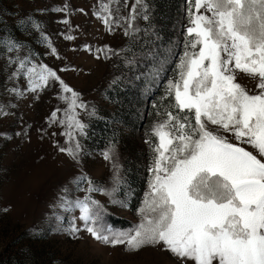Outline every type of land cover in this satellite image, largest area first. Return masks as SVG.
I'll list each match as a JSON object with an SVG mask.
<instances>
[{"label":"rangeland","instance_id":"1","mask_svg":"<svg viewBox=\"0 0 264 264\" xmlns=\"http://www.w3.org/2000/svg\"><path fill=\"white\" fill-rule=\"evenodd\" d=\"M104 2L112 10L109 26L99 18L107 15L100 11ZM189 10L190 0H0V264H181L159 246L128 251L97 241L79 209L60 202L91 197L115 232L141 222L152 175L151 133L166 112L176 111L167 85L178 78L190 39ZM32 66H46L59 80L32 91L26 71ZM60 80L87 106L75 109L85 125L83 134L73 129L75 141L60 123L71 98ZM237 82L255 90L256 81L243 73ZM75 142L80 151L73 159L61 149ZM134 169L141 190L133 184ZM88 181L104 191L88 192ZM108 216L130 226L111 227Z\"/></svg>","mask_w":264,"mask_h":264},{"label":"snow or ice","instance_id":"2","mask_svg":"<svg viewBox=\"0 0 264 264\" xmlns=\"http://www.w3.org/2000/svg\"><path fill=\"white\" fill-rule=\"evenodd\" d=\"M100 11L107 13L99 18L109 26L110 2ZM135 14L133 6L130 19ZM189 23L178 78L167 85L176 111L166 112L151 133L152 175L141 222L129 232H115L103 223V206L89 196L61 198L60 206L78 208L85 230L106 245L124 244L128 251L159 246L181 264H264V159L242 146L264 157V0H190ZM26 71L32 91L59 80L46 66ZM238 72L256 81L255 90L237 82ZM60 84L71 93L67 119L60 123L75 141L73 129L83 134L85 128L75 109L87 106ZM51 118L55 122V112ZM61 151L76 159L80 144ZM103 155L111 160V149ZM88 184V192L104 191Z\"/></svg>","mask_w":264,"mask_h":264},{"label":"trees","instance_id":"3","mask_svg":"<svg viewBox=\"0 0 264 264\" xmlns=\"http://www.w3.org/2000/svg\"><path fill=\"white\" fill-rule=\"evenodd\" d=\"M166 96H167V99L170 103H173V104L175 103L173 97L169 96L168 93ZM148 110H149L148 112L150 113V111H151L150 107H148ZM132 172H134L133 175L131 176L132 180H134L133 184L135 185V187H137V189L139 188L141 190L142 186H141L140 180L138 179V177H136L135 169ZM107 218H108V221H109V224L111 227L120 226V228H125V227L130 226V224L127 221H121L119 219H115L112 216H108Z\"/></svg>","mask_w":264,"mask_h":264}]
</instances>
